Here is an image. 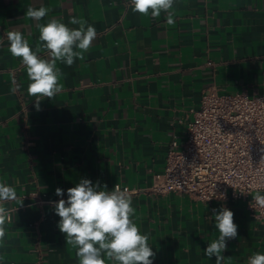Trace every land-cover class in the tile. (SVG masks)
<instances>
[{
  "label": "crops",
  "instance_id": "obj_1",
  "mask_svg": "<svg viewBox=\"0 0 264 264\" xmlns=\"http://www.w3.org/2000/svg\"><path fill=\"white\" fill-rule=\"evenodd\" d=\"M41 5L49 12L39 23L55 18L78 28L69 23L75 16L97 36L71 67L57 62L63 90L37 111L6 33L20 31L35 50L39 31L25 13ZM173 11L169 25L164 13L155 20L134 13L130 0H0V182L20 198L4 204L11 219L0 264H78L50 201L68 197L82 179L99 190L137 189L129 193L132 219L149 234L153 264H215L204 251L219 236L212 210L222 207L238 226L223 264H247L264 251V224L245 199L147 190L170 141L184 138L203 92L264 94V0H175Z\"/></svg>",
  "mask_w": 264,
  "mask_h": 264
},
{
  "label": "clouds",
  "instance_id": "obj_2",
  "mask_svg": "<svg viewBox=\"0 0 264 264\" xmlns=\"http://www.w3.org/2000/svg\"><path fill=\"white\" fill-rule=\"evenodd\" d=\"M130 4L134 13L142 16L150 14L154 20L164 13L167 24L175 22V0H130ZM48 12L49 9L43 5L39 8L29 6L26 10L25 16L36 21L39 31L35 50L20 31L6 33L8 51L13 57L20 58L26 68L30 81L27 93L35 98L37 111L41 110L42 100L52 99L63 90L60 82L63 73L57 62L71 67L76 59L84 58L83 54L97 36L92 25L75 16L69 19V23L78 25V28H70L55 18L46 24L39 23ZM3 43V39H0V46ZM18 88L19 85H15L11 92ZM104 189H107V185H104ZM63 194L62 189H56L57 196ZM67 196V201L60 199L55 202V212L60 217L57 226L65 234L66 243L76 249L78 264H153L155 253L148 242L149 234H142L132 219L136 209L127 189L121 190L116 185L111 191L99 190V183L93 185L89 179H82L67 190ZM221 197H226V194L221 193ZM254 199L264 207V195L257 192ZM19 201L16 188L0 182V246L6 236L5 223L11 219L4 204ZM212 212L219 236L208 244L204 252L208 258L215 256V264H223L225 257L222 253L227 250L226 241L237 238L238 226L233 220L234 213L228 208L222 207L219 211L213 209ZM247 264H264V254H253Z\"/></svg>",
  "mask_w": 264,
  "mask_h": 264
},
{
  "label": "built area",
  "instance_id": "obj_3",
  "mask_svg": "<svg viewBox=\"0 0 264 264\" xmlns=\"http://www.w3.org/2000/svg\"><path fill=\"white\" fill-rule=\"evenodd\" d=\"M189 112L184 138L170 141L164 167L153 175L147 190L198 201L243 198L249 214L264 224V207L254 199L257 192L264 195V94L212 88ZM60 199L68 197L50 202Z\"/></svg>",
  "mask_w": 264,
  "mask_h": 264
}]
</instances>
